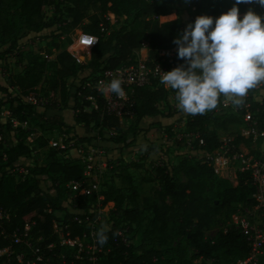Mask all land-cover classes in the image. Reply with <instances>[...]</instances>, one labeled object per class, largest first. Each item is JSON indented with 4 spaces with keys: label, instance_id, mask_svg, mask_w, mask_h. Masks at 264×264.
Listing matches in <instances>:
<instances>
[{
    "label": "trees",
    "instance_id": "1",
    "mask_svg": "<svg viewBox=\"0 0 264 264\" xmlns=\"http://www.w3.org/2000/svg\"><path fill=\"white\" fill-rule=\"evenodd\" d=\"M233 3L234 0H0V43L7 44L2 53L11 52L20 36L56 24L64 30L79 26L82 32L96 36V43L90 48L89 62L80 67H87L89 73L100 72V75H96L90 84L87 83L88 76H83L84 80L79 85H67L66 77L73 75L76 59L63 48L53 57L55 69L47 79L48 88L52 97L58 93L64 106L67 97L72 98L73 120L76 123H82L86 128L91 124L98 127L99 135H102L103 130L112 131L114 134L109 137L110 141L121 143L122 148H127L132 144L134 135L139 131V122L145 116H175V110L162 112L159 108V103L167 100L169 89L158 78H150L149 83L132 86L130 99L125 105L128 113L123 115L129 116L133 134V139L128 140L126 131L122 130L120 117L106 112L101 92L93 87L95 81L105 70L136 63L135 51L142 47L147 49L146 64L149 66L161 58L165 67L173 68L184 63L177 58L176 45L172 40L183 31L186 20L201 14L216 17L227 11ZM90 4L97 5L101 14L110 11L116 18L129 17V23H121L106 32L107 19L98 14L87 15ZM48 5L54 10L51 17L44 15V8ZM192 7V15H187L186 10ZM237 7L241 15L247 7H254L264 16V6L259 3L240 4ZM87 16L89 23H83ZM100 23L104 24L106 30H101ZM54 47L59 49L58 44H54ZM163 51L170 53L167 52L165 56L161 54ZM27 53L31 55L30 59L22 65V71L9 81V86H16L19 91L13 97L7 95L10 121L0 122V249L7 248L6 253L0 254V264H26L27 260L33 258L24 244L13 242L12 234L21 232L25 225L29 226L27 232L32 241L43 252L42 261H36L35 264H191L198 255L213 257L225 264L247 255V241L233 226L219 229L212 237L204 233L218 216L228 218L235 213V203L254 204L250 196L254 185L249 172H238L236 184H233L228 178L216 174L203 157L184 156L171 166L162 164L152 167L154 175L145 180H157L159 186L153 189L150 196L139 195L128 171L131 165H139L120 160L115 169L118 168V175L124 183L122 187L106 184L102 189L98 183V191L76 196L74 190L68 188L73 195L74 207L82 212L67 211L57 203L49 190L42 188L44 181L49 180L58 188L70 181L90 178L84 176V164L79 158H60L59 155H65L70 150L69 145L49 150L46 163L20 162L22 158L32 155L34 147L23 141V134L29 131L19 125L14 127L11 119L17 122L34 120L37 114L34 106L26 102L23 96L31 92L35 94L36 86L44 80L40 54ZM21 54H16L17 62L21 60ZM253 88L247 91L242 102H248L246 109L255 117L256 127L263 130L264 97L260 101L254 100ZM6 89L8 87L0 86V90ZM88 96L95 103V107L90 110L85 108L92 101ZM48 106L57 108V101L50 102ZM246 109L238 110L239 114L230 110L218 115L211 111L189 115L182 132H197L203 143L199 145L197 139L193 143L199 149L211 153L221 144L217 128L225 129L227 124L243 122L241 117ZM46 120L49 125L39 124L42 130L57 127L64 133L72 131V126L66 124L60 115H52ZM167 133L174 137L175 133L169 128ZM36 140L38 146H45L48 142L43 135ZM79 140L88 141L90 137H79ZM250 140L251 136L240 133L233 136L234 143H249ZM20 166L25 170L24 173L7 171ZM99 195L102 196L99 206L113 202L111 213L118 218L107 229L105 244L99 245L96 236L93 261L88 260L84 252L82 259L75 258L69 253V246L59 245V237H81L89 231L87 222L97 216L94 208ZM58 210H64V215L58 216ZM101 222L98 221L96 225V233L102 228ZM120 222V228H125L126 234L140 231V244L130 242L128 234L129 242L121 240L116 232ZM50 244L52 246L47 248ZM19 253L24 254L21 262L16 259Z\"/></svg>",
    "mask_w": 264,
    "mask_h": 264
},
{
    "label": "rangeland",
    "instance_id": "2",
    "mask_svg": "<svg viewBox=\"0 0 264 264\" xmlns=\"http://www.w3.org/2000/svg\"><path fill=\"white\" fill-rule=\"evenodd\" d=\"M251 9L256 13L260 14L258 9L254 7H247L246 10ZM194 7L189 8L187 11V15H192V11ZM54 10L53 7L48 5L44 8V15L46 17L53 16ZM185 13V12H184ZM18 14V13H17ZM92 14H98L108 21V29H114L119 26V24H127L129 23L130 18H126L125 16H121L116 18V16L110 12L106 11L103 14L100 13V10L97 5H89L87 8V15L90 16ZM239 15H241L239 13ZM238 15V18H239ZM261 15V14H260ZM83 19V23H89V17ZM187 17V16H186ZM186 20L185 25L192 22L196 16H192ZM185 27V26H184ZM81 31L79 26L71 27L69 29H60L59 25H53L49 28H44L41 31L34 32L30 31L25 35H22L18 38L16 47L11 52H5L7 48V44L0 43V86L8 87L6 90H0V122L4 123L6 121H10L9 119V110H8V99L9 97H13L19 93L18 88L16 86H9V81L12 77L22 71V65L26 63L30 56L27 52L40 54V60L43 61V82L36 86L35 91V101L33 104L35 113H37L30 122H15V125H22L24 129H27V134H23V141L28 145L34 147L32 155L28 158H22L20 160L21 163L32 164L36 162L38 164L46 163L48 160V152L51 149L56 147L70 146V150L65 155H59L61 159L67 158H79L84 164V170L86 173L93 175L96 180L99 182L100 187L103 189L104 185L112 184L115 187H122L124 183H122L121 177L118 175V167L119 162L123 163H136L139 166L131 165L128 168V171L131 173L133 177V183L136 185L137 191L140 196H150L153 189L159 186V181H146L145 178L152 177L154 175L153 168L156 165H167L171 166L176 164L179 159L184 156H195L197 158L203 157V150L199 149L193 143V140L187 142L182 136L169 135L167 133V128L171 132L181 131L184 128L186 118L191 114H185L178 108V102L176 99V92L165 85L167 89H169V94L166 101L159 103V108L162 112H168L170 109L175 110V117L167 120V117H163L158 115L159 117L152 118L151 120L145 119L139 123V131L134 135V140L130 146L127 148H122L121 143L114 144L110 141V136L114 134V132L109 130H103L102 135L98 134V127L93 126L92 124L89 127H84L82 123H76L73 120L74 109L72 107L73 100L71 97H67L66 104L64 106L63 102L60 100L58 93H56L53 97L51 96L50 90L48 88L49 83L47 82L48 77H51L55 66L53 64V57L55 53H57L60 49H69L71 48L73 54L78 57V60L75 62L76 67L72 70L73 75L66 77V83L79 85L81 80H84L83 76H88L87 83H91L92 79L96 77V75H100V72L89 73V69L87 67H80L81 65H86L90 59V49H81L77 42H75L78 33ZM75 42V43H74ZM54 44L59 45V49H55ZM168 52V51H167ZM164 53L165 56L168 53ZM22 53V58L19 62H17L16 54ZM49 56V58H48ZM135 59L137 62H145L147 61V49L144 47L143 49H139L135 51ZM163 58L160 59V63L162 64ZM99 77V76H98ZM86 81V80H85ZM161 81V79H160ZM264 81L259 82L256 86H254L252 90V98L254 100H261L264 97ZM107 89V88H106ZM124 95L127 92L132 93V87H128L124 89ZM33 93V92H32ZM31 93V94H32ZM110 92L104 90L102 95L103 97H109ZM9 97H8V96ZM247 95V93H246ZM245 95V96H246ZM30 94H26L23 98L26 101H29ZM7 99V100H6ZM228 99V98H227ZM57 101V108H50L48 104L52 101ZM229 102L231 101L228 99ZM61 101V102H60ZM231 106H237L232 103ZM92 107H95L94 100L92 99L89 105H86L85 108L90 110ZM239 109V108H238ZM238 109L235 110L228 106L226 107H217L215 106L211 110L213 114H223L228 113L230 110L238 113ZM243 109V108H242ZM60 115L62 116L64 122L68 125L72 126V131L69 133H64L63 130H59L57 127H54L52 130H42L39 126L40 123L47 126L49 125L46 120L48 117L52 115ZM239 114V113H238ZM241 117V116H240ZM242 118V117H241ZM121 125L122 130L126 131L127 139H133V134L131 132V126L129 125V116L121 117ZM155 121H160V124H157ZM12 122V121H11ZM153 122V123H152ZM153 126L150 127V125ZM243 122L239 123H231L227 124L225 129L217 128V133L219 135L220 140L226 137H233L235 134L239 133L243 128ZM150 127L149 130H147ZM180 133V132H179ZM43 135L48 139V142L45 146L37 145V137ZM167 135L169 137H167ZM88 136L90 140L88 141H80L79 137ZM69 137H72L69 139ZM172 142L169 144L168 139ZM67 141L64 144V141ZM55 142V143H54ZM170 142V143H171ZM260 140H257L256 143H253L251 140L249 143H244L241 145L243 150H249L259 148ZM253 150V151H254ZM227 169L224 171L218 172L219 176H223L228 178L233 184H236L237 173L241 171H235L232 162H229ZM8 172L15 171L17 173H24L25 170L23 167H16L15 169H8ZM43 189H48L49 192L54 197L55 201L62 205L65 210L72 212H82L83 210L77 209L74 207L73 195L69 193V187L67 185H60L56 188L55 185L47 180L44 181L42 185ZM99 190V188H98ZM253 193H251V197H253ZM74 196H76L74 194ZM102 196L97 197V201L95 202V211L97 212V216L87 222V225L90 226L89 235L84 236L80 239L81 249L74 250L73 247H69V253L74 255H78L82 259L84 254L79 252L88 253V260H94V253L96 251V225L98 221L102 220L101 226L106 227L107 229L112 227L118 218V216H114L111 213L113 209V202H107L103 206H99L100 200ZM236 212L232 213L227 217L224 215H220L216 218L214 224L205 231V235L208 237H212L216 231L219 229L225 230L227 227L233 226V220H240L245 216L246 211L252 212L255 211L259 214V211L256 209L254 204L243 205L242 203H235ZM257 210V211H256ZM91 211V210H90ZM242 213H244L242 215ZM58 216L64 215V210H58L56 212ZM122 226L121 222L117 224V229L121 231V234L128 239L127 234L130 237V242L134 245H138L142 241V235L140 231H135L126 234L125 228H120ZM84 234V233H83ZM128 241V242H129ZM5 251L4 253H6ZM8 263V262H7ZM3 263V264H7ZM80 264H85L84 262H80Z\"/></svg>",
    "mask_w": 264,
    "mask_h": 264
},
{
    "label": "clouds",
    "instance_id": "3",
    "mask_svg": "<svg viewBox=\"0 0 264 264\" xmlns=\"http://www.w3.org/2000/svg\"><path fill=\"white\" fill-rule=\"evenodd\" d=\"M254 2L264 6V0H234L216 17L197 15L173 38L177 58L184 63L157 70L163 73L161 83L176 92L183 113L203 114L217 105L220 95L239 106L247 91L264 81V16L251 9L239 15L237 7ZM87 41L90 45L96 40ZM106 90L124 96L118 78ZM106 231L102 227L96 233L99 245L107 242Z\"/></svg>",
    "mask_w": 264,
    "mask_h": 264
},
{
    "label": "built area",
    "instance_id": "4",
    "mask_svg": "<svg viewBox=\"0 0 264 264\" xmlns=\"http://www.w3.org/2000/svg\"><path fill=\"white\" fill-rule=\"evenodd\" d=\"M101 30H106L103 23L99 24ZM87 38H93L97 40V37L91 34L84 33L80 31L76 37L75 42L81 47V49H90L95 43L88 44ZM74 42V43H75ZM70 54L78 60V57L73 54L71 48L67 49ZM161 52V54H163ZM49 58V56H48ZM159 71H168L172 68L165 67L160 63V60H154L152 65H147L145 62H137L131 64L129 66H125L122 68H117L113 70H105L102 73V76L99 77L93 87L101 92V95L104 90L107 88V84L114 78H118L121 80L122 89H127L128 87H132L133 85L139 86L145 83H149L150 78H158L161 79L163 73ZM32 93V92H31ZM29 93L31 97H29L28 103H34L35 94ZM130 92H127L126 95L122 97L116 96L114 93H111L109 97H103L104 99V107L106 112L115 114L120 118L123 117L124 113H128L125 110V105L130 99ZM92 100L91 96L87 97ZM234 108L235 110H240L242 108L246 109L248 106V102H242L240 106H231V101L227 99L226 96L220 95L218 97L217 107H226L228 106ZM243 120V128L239 132L244 136H251V141L256 143V141L260 138L261 142L259 148L255 151L254 149L243 150L241 145L243 142L239 143L233 142V137H226L221 140V144L211 153H207L203 151V158L211 164L214 172L218 174L220 171H224L228 167V163L232 162L235 171H248L251 181L254 185V205L256 209L259 211V214L255 211L247 212L244 217L240 220H233L234 228L238 229L245 237L249 251L247 255L244 257L236 258L225 264H264V129L259 130L256 127L257 121L255 117L246 109L244 113H242ZM13 125L16 120L11 119ZM25 123V121H23ZM20 123V122H18ZM180 132V133H179ZM182 136L185 138L187 142L191 140H198V144L201 145L203 143L202 138L199 137L197 132H175V136ZM55 143V142H54ZM254 150V151H253ZM84 176L89 177L90 179L85 181H70L67 183V187L74 190L75 195L88 194L92 191H98V181L96 178L86 173L84 170ZM221 177H223L221 175ZM226 178V177H225ZM256 210V211H257ZM244 213H242L243 215ZM0 213V218H1ZM80 221V220H78ZM29 226L25 225L21 232H14L12 234L13 242L24 244L31 251L30 260L26 261V264H35L36 261H42L43 252L42 249L35 245L31 239V236L28 234ZM90 231V229H89ZM89 231L85 232L81 237L69 238L63 235L59 237V245H67L69 247L75 248V250L81 249L80 239L84 236L89 235ZM116 232L119 236H121V240L125 243L128 242L119 229H116ZM96 242V241H95ZM52 244L48 245L51 247ZM7 251V248L0 249V254ZM83 253V252H79ZM85 253V252H84ZM90 251L86 253L89 255ZM23 253H19L16 255L17 261L21 262L23 258ZM75 258L80 259L78 255H74ZM191 264H224L217 261L213 257H204L203 255H198L194 257Z\"/></svg>",
    "mask_w": 264,
    "mask_h": 264
},
{
    "label": "crops",
    "instance_id": "5",
    "mask_svg": "<svg viewBox=\"0 0 264 264\" xmlns=\"http://www.w3.org/2000/svg\"><path fill=\"white\" fill-rule=\"evenodd\" d=\"M143 48H144V47H142V48H140V49H143ZM160 116H161V115H160ZM162 116H163V115H162ZM155 117H159V116H158V115H157V116H145L141 121H143V120H145V119L151 120L152 118H155ZM163 117H165V116H163ZM166 117H167V120H169V119H172V118L175 117V116H173V117H168V116H166ZM13 120H14V119H13ZM141 121H140V122H141ZM140 122H139V123H140ZM155 122H156L157 124H160V121H155ZM152 123H153V122H152ZM13 126H14V125H13ZM15 126H17V125H15ZM15 126H14V127H15ZM19 126H21V127L24 129V126H22V125H19ZM151 126H153V124H151L150 127H151ZM139 127H141V126H139ZM150 127H147V128H148L147 130H149ZM25 130H27V129H25ZM167 137H169V136L167 135ZM166 139H168V141H169L168 143H169V144H172V142L169 140L170 138H166ZM170 142H171V143H170Z\"/></svg>",
    "mask_w": 264,
    "mask_h": 264
}]
</instances>
